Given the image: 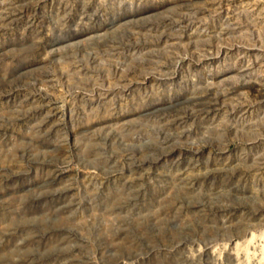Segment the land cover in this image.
<instances>
[{"label": "rangeland", "instance_id": "obj_1", "mask_svg": "<svg viewBox=\"0 0 264 264\" xmlns=\"http://www.w3.org/2000/svg\"><path fill=\"white\" fill-rule=\"evenodd\" d=\"M0 264H264V0H0Z\"/></svg>", "mask_w": 264, "mask_h": 264}]
</instances>
